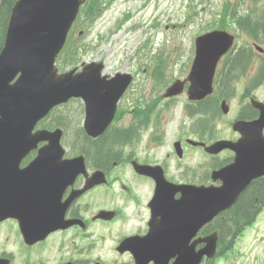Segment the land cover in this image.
<instances>
[{"label": "water", "instance_id": "obj_1", "mask_svg": "<svg viewBox=\"0 0 264 264\" xmlns=\"http://www.w3.org/2000/svg\"><path fill=\"white\" fill-rule=\"evenodd\" d=\"M80 3L79 0H19L14 6L0 56V138L7 135L12 139L8 146L0 141L1 152L18 153L20 144L19 148L13 146L19 142L17 136L21 137L22 143V136L30 137L40 118L55 105L66 103L72 97H81L85 102L84 130L90 137L102 135L113 120L117 102L131 82L130 75L117 74L107 80L108 77L101 75L103 65L92 63L81 73L75 74L73 70L58 76L53 67L54 57ZM233 42L234 38L223 31H214L196 39V57L189 75L191 100H200L212 93L217 63ZM18 74H21L20 78L12 85ZM182 86L176 83L166 96L180 93ZM236 128L243 136L256 138L247 140L245 137L237 146L222 142L207 148L208 152L217 153L231 147L237 154L233 165L214 174V179L222 180L224 185L194 190V200L187 209L178 208L168 197L161 199V203L157 202L155 220L162 225L166 235L150 238V248L168 244L166 250L181 255V262L189 257V264H198L204 255H214L216 234L202 240L207 242V246L197 253L195 244L191 247L188 244L205 224L231 205L252 179L264 176V118ZM45 134L39 132L35 136L45 137ZM59 135L57 132L51 134V143L45 153L47 151L48 155L54 151L55 155L51 154L53 159L62 161ZM83 161L80 157L70 161L69 166L83 168ZM49 166L45 163V167Z\"/></svg>", "mask_w": 264, "mask_h": 264}, {"label": "rangeland", "instance_id": "obj_2", "mask_svg": "<svg viewBox=\"0 0 264 264\" xmlns=\"http://www.w3.org/2000/svg\"><path fill=\"white\" fill-rule=\"evenodd\" d=\"M225 1L228 0H114L108 11L98 18L92 27L85 29L86 34L77 44H85L87 48L85 52L82 49L79 53L75 67L80 68L83 64L93 61H103L107 74L113 75L122 70L135 74L137 78L133 86L134 90L132 89L130 92L131 101L122 103L124 107L128 106L127 109L135 107L136 102H143L140 97H143L144 100H151L156 98L159 93L162 97L167 86L162 91L157 88V85L152 84L151 79L144 83L141 92L137 94L141 81L145 79L143 73H138L137 65H143L145 61L151 71L154 67L152 64L154 59L159 56L167 60L168 67L165 74L169 78L168 83L171 84L176 79H185L194 57L195 38L215 29L213 25L217 26V23L220 22V14ZM255 2L245 1L241 6V12L244 13L246 10L264 12V0ZM1 4L2 0H0V7ZM189 10L195 11V15H192L191 12L192 16L188 20ZM155 22H158L157 29L153 28L156 25ZM231 28L233 33L238 34V27L232 25ZM147 39H150V45L141 53L142 59H139L141 60L139 64L138 58H135V55L138 54L135 52L138 44H143ZM248 41V36L242 33L236 47H244L243 45H247L245 43ZM263 60V58H254L250 74H257ZM221 66L223 67V65ZM237 84L236 86L241 87L245 86L246 82L239 78ZM259 90L264 99V89ZM239 98L230 104L232 113L227 119H217L208 124L205 137H209L212 133L215 138L230 136L227 122L233 114H236L235 110L239 109L238 104H235ZM190 104L185 92L173 99L162 98L158 107L161 118V129L158 128V130L159 134H163V140L160 143H152L153 147L149 148L145 139L138 145L139 151H144L147 147L146 151L153 152L151 156L150 152L147 153L150 161L168 162L174 176L172 180L177 182L180 176L174 172L177 170H173L176 166L175 157L173 155L166 157V155L171 152V145L177 138L199 136V130L196 127L198 115L191 117L186 113ZM82 106L79 100H75L61 110L60 116L57 115L55 119L66 126L69 140L73 139V136L82 128L84 119ZM125 118L124 115L121 119ZM116 124L120 125L121 123L118 121ZM118 125L116 126L118 127ZM148 134L151 132L145 133V135ZM202 154L204 153L200 150L196 154L191 153V156L188 154V158L183 163L184 168L192 165L197 167L206 162L207 158H204ZM142 191L144 193L145 189ZM230 255L228 259H218L215 264H264L263 217L256 227L250 229L246 236L241 238Z\"/></svg>", "mask_w": 264, "mask_h": 264}, {"label": "flooded vegetation", "instance_id": "obj_3", "mask_svg": "<svg viewBox=\"0 0 264 264\" xmlns=\"http://www.w3.org/2000/svg\"><path fill=\"white\" fill-rule=\"evenodd\" d=\"M256 88H244L245 103L240 118L251 120L259 116L250 103L251 99L261 100L257 93L253 95ZM182 145L185 154L192 149L185 143ZM36 153L33 151L22 160L18 174L22 175ZM141 158L135 151H129L111 167H87V174L76 177L73 185L58 187L55 199L44 194L39 200L41 188H36L33 198L14 200L10 215L5 217L3 211L0 217V264H139L132 251L134 242L126 245L124 242L149 232V202L155 181L134 168L133 163ZM140 163L148 161L141 159ZM164 168L168 175L172 173L168 167ZM97 170L103 172L101 179L105 182L87 186ZM177 171L178 182L171 181L198 184L191 169L183 167ZM2 201L11 204L7 190ZM100 212L111 215L97 218Z\"/></svg>", "mask_w": 264, "mask_h": 264}, {"label": "trees", "instance_id": "obj_4", "mask_svg": "<svg viewBox=\"0 0 264 264\" xmlns=\"http://www.w3.org/2000/svg\"><path fill=\"white\" fill-rule=\"evenodd\" d=\"M16 0H6L7 2V16L4 19V22L2 24V26L0 27V45L2 42V38L4 39V35H5V31H6V27H7V22H8V17H9V13L11 11V7L13 5V3ZM110 0H91L84 8V14L87 15V17L89 19H95L96 17H98L109 5ZM249 14V13H248ZM228 20L232 21V20H236V24L238 25V27L248 33L249 35H253L255 33V35L257 36L258 39L262 40V43H264V18L263 17H256L255 19L252 18V16L250 15H246L243 12L240 11V4L236 5V4H230V3H226L223 8H222V12H221V20L218 23V28L219 29H227L228 27L231 26V24L228 22ZM261 37V38H260ZM2 47V45H1ZM0 47V49H1ZM240 61L242 62V59H240ZM160 67H158L157 69H159ZM159 72V70L157 71ZM156 72V73H157ZM157 77V76H156ZM133 133L136 132V130H132ZM122 132V131H121ZM115 136L117 133L114 132L113 133ZM123 139L126 138V134L122 135ZM111 139V134L104 136L103 138H101V140L97 141V142H93L90 143L88 146H86L87 148L83 151V153L86 155V157L88 159H90L92 162L98 164V165H103L104 162L109 161L110 157L113 155L112 152V146H109V142ZM118 138H115L113 142H110L112 144H116L119 140ZM88 141V140H87ZM262 182H259L257 185H255V189L258 188L260 190H263L264 192V183L263 187L261 185ZM253 191V189H252ZM252 191L248 192L243 199H248L251 197ZM263 195V193H262ZM262 199V196H261ZM253 202L246 203V202H240L238 203V205L235 207L236 210V216L242 217V216H247V213L249 214L250 217L254 218L256 215V212L253 213V208L251 207H247V206H252L249 205ZM264 206L261 205L260 207H258L256 209L259 210L260 208H262ZM245 214V215H243Z\"/></svg>", "mask_w": 264, "mask_h": 264}]
</instances>
